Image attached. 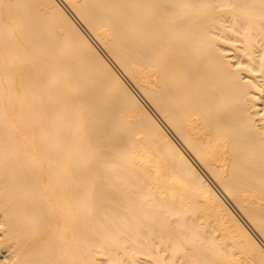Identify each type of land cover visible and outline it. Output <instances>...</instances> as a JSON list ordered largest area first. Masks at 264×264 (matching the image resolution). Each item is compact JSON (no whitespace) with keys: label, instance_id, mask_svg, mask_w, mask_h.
Masks as SVG:
<instances>
[{"label":"bare ground","instance_id":"1","mask_svg":"<svg viewBox=\"0 0 264 264\" xmlns=\"http://www.w3.org/2000/svg\"><path fill=\"white\" fill-rule=\"evenodd\" d=\"M0 264H264V0H0Z\"/></svg>","mask_w":264,"mask_h":264}]
</instances>
